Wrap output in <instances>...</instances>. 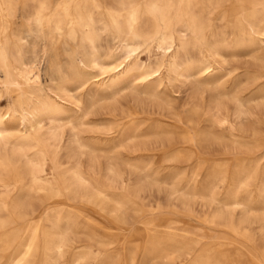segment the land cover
<instances>
[{
    "label": "bare ground",
    "instance_id": "obj_1",
    "mask_svg": "<svg viewBox=\"0 0 264 264\" xmlns=\"http://www.w3.org/2000/svg\"><path fill=\"white\" fill-rule=\"evenodd\" d=\"M237 56L248 59L244 86L235 75ZM87 86L94 91L90 99L127 86L164 102L175 86L191 89L200 101L176 115L186 144L176 156L191 161L190 177L210 162L206 195L229 215L241 208L227 232L241 235L251 214L264 210V140L249 125L255 108L264 115V0H0V264H58L65 249L71 264H81L89 254L68 245L71 223L86 211L115 216L124 206L123 193L112 187L113 163L106 168L108 184L90 164L89 173L83 171L82 156L94 152L78 129L93 106L85 105ZM200 137L228 144L221 162L206 157ZM246 161L252 171L244 174ZM218 176L224 189L230 181L236 185L225 200L214 197ZM249 181L256 205L238 198ZM154 226L145 225L147 246L159 252L172 240ZM173 243L189 247L182 238ZM189 264H264V255L201 251Z\"/></svg>",
    "mask_w": 264,
    "mask_h": 264
},
{
    "label": "rangeland",
    "instance_id": "obj_2",
    "mask_svg": "<svg viewBox=\"0 0 264 264\" xmlns=\"http://www.w3.org/2000/svg\"><path fill=\"white\" fill-rule=\"evenodd\" d=\"M144 58H142L143 62L145 61ZM234 61L235 67L239 70L236 71L235 75H239L238 79L242 82L241 85L244 86L243 74L249 66L245 65L248 59L237 56ZM89 87L91 86H87V89L83 92L84 101L85 105L89 104L88 101H92L93 106L88 110L86 127L78 129L82 137L87 141L90 139V147L94 149V152L86 153L87 155L82 156V165L85 163L83 171L89 173V169L93 166L94 172L98 176L101 175V179L103 178L102 180L105 181V184H108L107 179L110 175L107 173L106 168L109 163H113L114 167H116L117 179L112 187H116L114 190H116L117 194L123 193V195H120L124 197V206L116 213L117 217L112 214L109 216L108 211L100 212L99 215L86 211L83 212L84 215L80 219L71 223L73 228L72 232L67 235L68 245L77 247L76 251L79 253L89 254L88 258L85 259L86 261H82L81 264H94L98 256L101 262L99 264H189L190 261L200 255L201 251H214L219 255L233 251H258L264 255V210L254 211L251 214L250 222L252 220L253 223L251 222L250 226L242 225L241 233H247L248 239L243 238L242 234L235 235L227 232L231 218H233L235 223L239 222L241 208L237 207L234 215H229L228 209L221 211L218 204L212 202L211 198L206 195L209 184L206 166L210 162H206L207 164H204V168L195 177H190L191 161L187 159L184 161V158H180V160L175 154L176 151H182V149L186 148V144L182 143L181 135L177 134L181 130L177 126L176 115L182 107H190L194 103H199V95L189 88L175 86L172 88L174 93L170 95V100L164 102L161 99L139 94L132 87L121 86L115 91L107 92L103 99L98 100L88 97V94H93L92 92H94L93 88ZM230 104H228L229 108H232L233 106ZM255 109V115L258 114L251 118L249 125L264 140V115L262 108ZM156 113H158V116ZM200 118V112H197V116L194 117L193 121L198 123L201 120ZM136 125L137 127H135ZM199 125V132H201L205 129V124L201 122ZM97 138H99V143ZM121 139H124V141H121ZM92 144L95 145L92 146ZM197 145L209 151L206 157L216 159L219 162L225 157L224 151L228 146L226 142L220 144L204 140L202 137L198 138ZM74 153L76 154L75 150L73 151ZM227 157L231 156L227 155ZM73 159L75 160L76 158ZM263 160L264 158L261 160L262 164L264 163ZM249 164L251 163L244 162V174L252 171ZM127 165L128 167H125ZM219 178L220 176L214 179L216 184ZM232 178L234 180L236 176L233 175ZM260 178L261 176H259ZM249 185L246 191L239 192L238 195L243 194V197L240 195L241 197L238 198L242 201L252 199L256 205L258 197L255 196L254 198V196H251L254 193L255 186L252 181H249ZM217 186L213 191L214 197L217 200L224 197L225 200V193L227 194L229 190H234L236 185L230 181V185L226 189L222 185L217 184ZM124 192L128 197H126L127 195ZM219 212L222 215L218 218L214 217ZM151 221L155 225L153 232L167 233L172 240V242L163 244L162 250L159 252L155 248L152 249L147 246L149 232H146L144 228ZM166 228H171V234ZM177 238L179 240L182 238L187 242L189 245L188 249L185 247L175 248L173 242L177 241ZM228 242L231 244L222 245ZM64 251H66L65 254L67 256L63 253L64 258H58L57 263L71 264L69 262V250L65 249Z\"/></svg>",
    "mask_w": 264,
    "mask_h": 264
}]
</instances>
